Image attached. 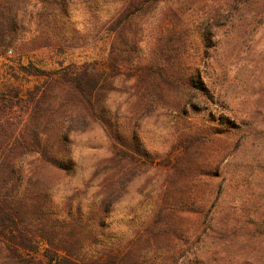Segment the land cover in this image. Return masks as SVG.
<instances>
[{
  "label": "trees",
  "instance_id": "1",
  "mask_svg": "<svg viewBox=\"0 0 264 264\" xmlns=\"http://www.w3.org/2000/svg\"><path fill=\"white\" fill-rule=\"evenodd\" d=\"M68 2L0 0V56L13 53L22 59L57 44ZM161 3L167 0L124 2L113 18L115 30L120 25L122 30L114 35L109 72L95 64L36 69L47 76L43 84L26 92L16 87L0 91V264H178L181 248L175 238H167L176 217L192 209L203 227L210 198L224 191L226 171L220 164L227 151L224 147L206 159L200 155L208 146L217 150L223 145L221 135L190 134L191 139L181 142H188L191 157L186 154L164 167L139 135L143 121L161 111L187 129L188 108L201 97L213 98L201 64L188 62L192 53L186 30L150 55L137 48L138 18ZM167 10L173 22L177 10ZM27 16L39 21L34 29L26 27ZM118 98L123 100L117 103ZM97 129L107 143L106 159L93 167L83 194L65 193V204H56L53 193L78 171L72 139ZM146 175L143 190L152 200L150 214L117 247L104 245L110 237L109 214L130 185ZM196 189L211 197L193 209V198L182 194ZM89 190L94 192L91 199L79 198ZM173 234L181 239L177 231Z\"/></svg>",
  "mask_w": 264,
  "mask_h": 264
},
{
  "label": "rangeland",
  "instance_id": "2",
  "mask_svg": "<svg viewBox=\"0 0 264 264\" xmlns=\"http://www.w3.org/2000/svg\"><path fill=\"white\" fill-rule=\"evenodd\" d=\"M125 1L69 0L62 19L64 34L57 44L22 59L13 53L0 56V91L16 87L26 92L43 84L47 76L36 69L52 72L62 66L95 64L109 72L114 35L122 30V25L115 30L113 18ZM168 8L177 10L173 22L166 17ZM24 23L34 29L39 21L27 16ZM135 27V44L144 55L165 48L169 38L186 30L184 39L188 38L192 53L188 62L201 64L202 79L213 96L211 100L201 97L199 105L188 108L187 129L164 111L143 121L139 135L144 145L159 155L158 164L164 167L186 154L191 157L185 148L188 142H182L203 131L220 134L223 145L217 150L208 146L201 159L214 157L224 147L227 151L220 164L226 171L222 194L211 197L199 189L182 194L193 198V209L211 198L203 227L192 209L176 217L173 231L181 239L177 240L173 231L167 238H175L174 244L181 248L178 264H264V0H167L158 9L142 13ZM72 140L71 157L78 171L53 193L56 204H65V193L79 190L83 194L93 167L108 155L98 129ZM147 180V175L135 180L114 206L108 218L110 237L104 245L117 247L118 241L127 240L150 214L152 200L143 190ZM93 194L89 190L79 198L91 199ZM82 206L88 211V202Z\"/></svg>",
  "mask_w": 264,
  "mask_h": 264
}]
</instances>
